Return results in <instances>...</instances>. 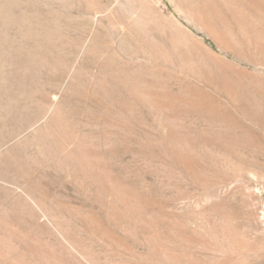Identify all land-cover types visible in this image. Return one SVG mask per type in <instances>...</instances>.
Masks as SVG:
<instances>
[{
	"label": "rangeland",
	"instance_id": "1",
	"mask_svg": "<svg viewBox=\"0 0 264 264\" xmlns=\"http://www.w3.org/2000/svg\"><path fill=\"white\" fill-rule=\"evenodd\" d=\"M0 264H264V0H0Z\"/></svg>",
	"mask_w": 264,
	"mask_h": 264
},
{
	"label": "bare ground",
	"instance_id": "2",
	"mask_svg": "<svg viewBox=\"0 0 264 264\" xmlns=\"http://www.w3.org/2000/svg\"><path fill=\"white\" fill-rule=\"evenodd\" d=\"M209 53V52H208ZM210 56V55H209ZM211 58L218 63L219 66H222L223 64H225V62L221 61L216 55L211 53Z\"/></svg>",
	"mask_w": 264,
	"mask_h": 264
}]
</instances>
